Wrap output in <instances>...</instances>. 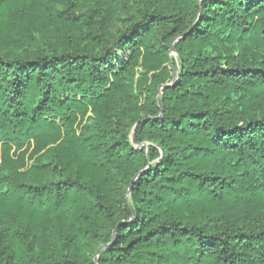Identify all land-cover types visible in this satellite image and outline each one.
Segmentation results:
<instances>
[{"label": "trees", "instance_id": "trees-1", "mask_svg": "<svg viewBox=\"0 0 264 264\" xmlns=\"http://www.w3.org/2000/svg\"><path fill=\"white\" fill-rule=\"evenodd\" d=\"M122 3L0 0V264H264V0Z\"/></svg>", "mask_w": 264, "mask_h": 264}, {"label": "rangeland", "instance_id": "rangeland-1", "mask_svg": "<svg viewBox=\"0 0 264 264\" xmlns=\"http://www.w3.org/2000/svg\"><path fill=\"white\" fill-rule=\"evenodd\" d=\"M71 1L75 3V12L82 15L92 14L96 28L99 27L101 29H105V27L110 29L112 27L111 24L116 27L122 24L130 8H127V5H123L122 2L125 0H119V2L108 6L100 4L97 0H88L86 4L79 0ZM171 57L177 62V57L174 53H171Z\"/></svg>", "mask_w": 264, "mask_h": 264}, {"label": "water", "instance_id": "water-1", "mask_svg": "<svg viewBox=\"0 0 264 264\" xmlns=\"http://www.w3.org/2000/svg\"><path fill=\"white\" fill-rule=\"evenodd\" d=\"M171 50H172V48H171ZM158 102H159V104H160V99L158 100ZM129 191H130V189H129Z\"/></svg>", "mask_w": 264, "mask_h": 264}]
</instances>
